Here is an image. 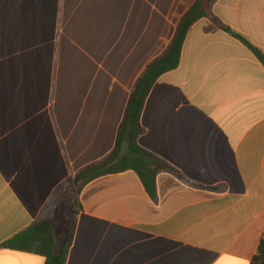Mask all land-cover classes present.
I'll return each instance as SVG.
<instances>
[{"label": "crops", "instance_id": "crops-1", "mask_svg": "<svg viewBox=\"0 0 264 264\" xmlns=\"http://www.w3.org/2000/svg\"><path fill=\"white\" fill-rule=\"evenodd\" d=\"M195 0H0V244L41 219L65 264H254L264 238V65L210 19L153 84L138 144L176 168L151 199L133 171L64 204L63 182L114 147L133 84ZM211 13L264 54V0ZM45 258L0 249V264Z\"/></svg>", "mask_w": 264, "mask_h": 264}, {"label": "trees", "instance_id": "trees-1", "mask_svg": "<svg viewBox=\"0 0 264 264\" xmlns=\"http://www.w3.org/2000/svg\"><path fill=\"white\" fill-rule=\"evenodd\" d=\"M214 1L195 0L180 17L174 34L164 51L148 63L138 76L126 103L122 120L116 131L114 147L110 153L102 160L80 169L63 182L61 188L68 187L69 189L65 205L71 211L81 209L77 195L87 183L101 176L125 171H133L138 176L144 190L153 200L156 198V176L161 172L170 173L189 186L215 189L187 180L176 168L142 148L137 142L143 132L140 116L150 89L161 75L178 67L188 30L199 19H210L216 26L246 46L264 65V54L257 47L211 13L210 7ZM68 241L69 232L58 242L50 220L41 219L2 242L0 249L40 255L45 258L44 264H65ZM262 262H264V238H261L257 253L252 259L254 264H262Z\"/></svg>", "mask_w": 264, "mask_h": 264}, {"label": "rangeland", "instance_id": "rangeland-1", "mask_svg": "<svg viewBox=\"0 0 264 264\" xmlns=\"http://www.w3.org/2000/svg\"><path fill=\"white\" fill-rule=\"evenodd\" d=\"M62 189H65L64 194H63V199H64V201H66L67 200V197L69 195V193H68L69 192V189H68V187H65V188H62ZM64 204H65V202H64ZM66 208H67V206H66Z\"/></svg>", "mask_w": 264, "mask_h": 264}, {"label": "built area", "instance_id": "built-area-1", "mask_svg": "<svg viewBox=\"0 0 264 264\" xmlns=\"http://www.w3.org/2000/svg\"><path fill=\"white\" fill-rule=\"evenodd\" d=\"M262 264H264V262H262Z\"/></svg>", "mask_w": 264, "mask_h": 264}]
</instances>
